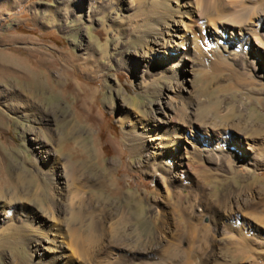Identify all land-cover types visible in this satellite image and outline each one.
<instances>
[{
    "label": "rangeland",
    "instance_id": "rangeland-1",
    "mask_svg": "<svg viewBox=\"0 0 264 264\" xmlns=\"http://www.w3.org/2000/svg\"><path fill=\"white\" fill-rule=\"evenodd\" d=\"M74 1L0 0V52L30 62L44 57L54 82L63 74L62 86L0 80V148L12 180L2 195L54 211L56 183L34 153L35 137L63 163L74 201L82 202L68 213L66 205L64 220L91 248L84 264H264V83L252 64L220 58L203 44L192 86L200 99L196 120L248 135L263 150L261 167L233 157L216 167L196 158L176 183L165 174L151 178L121 122L126 110L148 113L163 84L155 80L142 93L124 66L138 16L120 15L129 30L111 28L114 12L102 0L98 19L88 23ZM14 64L5 66L22 73ZM148 249V258L133 253ZM10 250L0 237V264Z\"/></svg>",
    "mask_w": 264,
    "mask_h": 264
},
{
    "label": "bare ground",
    "instance_id": "bare-ground-1",
    "mask_svg": "<svg viewBox=\"0 0 264 264\" xmlns=\"http://www.w3.org/2000/svg\"><path fill=\"white\" fill-rule=\"evenodd\" d=\"M101 1L75 0L72 5L79 9V13L83 12L86 22L92 23L98 19L97 7ZM107 2L108 10L114 12L109 17L111 28L129 30L123 25L120 15L138 16L128 31L135 46L126 52L124 62L126 71L135 79L134 87L147 94L155 80H163L148 113L131 115L126 110L125 116L122 115L125 117L121 122L125 125L126 143L131 142L132 147L140 149L144 156L143 161L138 162L139 168L143 166L151 178L156 176L158 179L165 174L171 183H176L197 162L196 158L216 167H220L224 160L231 161V157L249 167H261L258 156L263 150L256 148L248 135L237 131L233 137L230 125L224 128L196 120L200 99L194 94L192 85L194 61L203 44L210 46L220 58L239 59L242 66L251 63L252 70L264 83V0ZM193 25H198V30L193 29ZM43 58L40 56L30 62V59L0 52V59L7 63L5 65L15 63L23 69L18 74L14 70L9 71L10 65L1 63L0 80L14 76L24 85L37 86L42 82L43 85L54 86L56 82L62 86L63 74H59L58 81L54 82L47 68L42 66ZM185 101L188 107L182 110ZM33 141L35 155L40 157L45 171L56 183L57 194L52 197L56 199V205L54 211L49 210L50 206H46L49 209H39L29 206L22 198L2 195L6 187L12 185V180L7 174L0 148V237L11 247L6 264H84V254L91 248L87 247L80 231L64 220V207L67 205L68 211L65 212L68 213L70 208L74 209L72 205L77 207L82 202L74 201L75 190L70 188L73 186L66 178L63 163L40 139L33 137ZM68 190L71 194L65 196ZM97 223L94 222L95 225ZM106 223L108 227L112 224L110 220ZM224 229L218 227L217 230L222 232ZM133 253L147 258L152 255L150 249Z\"/></svg>",
    "mask_w": 264,
    "mask_h": 264
}]
</instances>
